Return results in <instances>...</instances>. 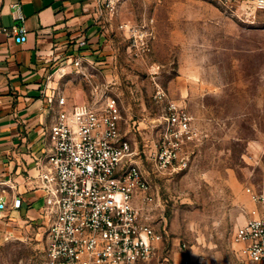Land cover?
Returning <instances> with one entry per match:
<instances>
[{"label": "rangeland", "instance_id": "rangeland-1", "mask_svg": "<svg viewBox=\"0 0 264 264\" xmlns=\"http://www.w3.org/2000/svg\"><path fill=\"white\" fill-rule=\"evenodd\" d=\"M123 6L118 73L128 101L152 100L159 120L176 104L199 132L176 173L148 166L157 201L142 218L162 234L166 252L139 264H175L166 254L176 249L195 250L201 264H253L234 255L233 235L249 218L247 189L264 181V12L242 19L212 0ZM0 226V264H48L42 224L4 218Z\"/></svg>", "mask_w": 264, "mask_h": 264}, {"label": "built area", "instance_id": "built-area-1", "mask_svg": "<svg viewBox=\"0 0 264 264\" xmlns=\"http://www.w3.org/2000/svg\"><path fill=\"white\" fill-rule=\"evenodd\" d=\"M124 1L88 0L100 20L106 15L115 17ZM212 1L229 4L231 14L236 13L234 8L240 10L242 19L264 12V0ZM13 7L15 18L24 20L20 4ZM126 27L123 24L119 28ZM0 34L12 36L17 44L27 41L26 31L21 28H0ZM79 45L84 47L86 42ZM75 65L84 75L83 57L79 56ZM98 95L94 90L92 101L70 108H66V99L60 95L49 99L58 110L36 178L44 200L41 214L48 264L148 262L163 240L142 218L144 209L155 202L153 187L141 168L130 161L133 151L121 137L122 115L117 100L102 96L97 101ZM162 121L161 138L155 150L148 149L145 159L158 174L172 175L188 159L184 148L199 137V132L193 117L173 103H169ZM247 193L263 214L257 217L253 211L254 217L235 230L233 243L238 246L240 257L253 264H264V186L258 190L248 188ZM136 200L141 206L136 205ZM6 208V200L1 199L0 210ZM12 208L20 209L21 200H15Z\"/></svg>", "mask_w": 264, "mask_h": 264}, {"label": "crops", "instance_id": "crops-1", "mask_svg": "<svg viewBox=\"0 0 264 264\" xmlns=\"http://www.w3.org/2000/svg\"><path fill=\"white\" fill-rule=\"evenodd\" d=\"M17 3L24 20L15 18L13 6ZM124 10L120 7L115 17L106 15L100 20L88 0H0V28H21L27 35L25 43L17 44L12 36L0 34V200L7 202L6 210H0V225L4 218L23 226L42 224L44 200L36 178L58 110L56 104L49 103L54 96L64 97L66 108L92 101L94 90L99 93L97 101L102 96L115 98L122 115L121 137L133 151L130 161L152 185L150 164L142 158L149 148L156 149L164 124L154 119L152 100L138 98L136 105L125 96L118 73L121 55L117 40L119 27L126 23ZM82 41L86 46L80 47ZM79 56L83 57L85 76L75 65ZM152 195L157 201L154 187ZM18 199L21 208L13 209ZM135 203L141 206L139 200ZM253 211L257 217L263 214L252 201L248 219L254 217ZM159 244L157 253L164 256L166 251H160ZM237 250L235 246V256H239ZM166 255L175 264L203 261L195 250L176 249Z\"/></svg>", "mask_w": 264, "mask_h": 264}]
</instances>
